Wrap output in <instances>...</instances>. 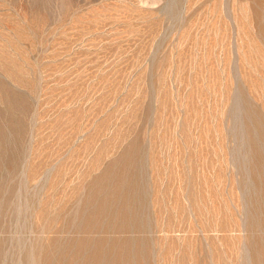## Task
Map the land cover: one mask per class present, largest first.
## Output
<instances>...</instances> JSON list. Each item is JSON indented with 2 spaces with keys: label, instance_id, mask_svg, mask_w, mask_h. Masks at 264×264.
Wrapping results in <instances>:
<instances>
[{
  "label": "rangeland",
  "instance_id": "rangeland-1",
  "mask_svg": "<svg viewBox=\"0 0 264 264\" xmlns=\"http://www.w3.org/2000/svg\"><path fill=\"white\" fill-rule=\"evenodd\" d=\"M66 263L264 264V0H0V264Z\"/></svg>",
  "mask_w": 264,
  "mask_h": 264
},
{
  "label": "bare ground",
  "instance_id": "bare-ground-1",
  "mask_svg": "<svg viewBox=\"0 0 264 264\" xmlns=\"http://www.w3.org/2000/svg\"><path fill=\"white\" fill-rule=\"evenodd\" d=\"M261 145H262V144H261ZM259 146H260V145H259ZM43 164H44V163H43ZM59 165H60V164H59ZM43 166H44V165H43ZM14 169H15V168H14ZM55 172H56V171H55ZM121 185H122V184H121ZM134 186H135V185H134ZM119 187H120V186H119ZM113 190H114V189H113ZM46 191H47V190H46ZM135 194H136V193H135ZM47 197H48V196H47ZM58 197H59V196H58ZM135 197H136V196H135ZM125 198H126V197H125ZM125 198H124V199H125ZM138 198H139V197H138ZM104 199H105V198H104ZM48 200H49V199H48ZM108 200H109V199H108ZM105 201H106V200H105ZM135 201H136V200H135ZM50 202H51V200H50ZM198 203H199V202H198ZM103 204H104V203H103ZM141 204H142V203H141ZM55 205H56V204H55ZM93 205H95V204H93ZM101 205H102V204H101ZM104 205H105V204H104ZM104 205H103V206H104ZM112 205H113V204H112ZM131 205H132V204H131ZM192 205H193V204H192ZM53 206H54V205H53ZM65 206H66V205H65ZM107 206H108V205H107ZM107 206H105V208H106ZM109 206H111V205H109ZM109 206H108V207H109ZM138 206H139V205H138ZM101 207H102V206H101ZM195 207H196V206H195ZM53 208H54V207H53ZM96 208H98V207H96ZM111 208H112V207H111ZM133 208H134V207H133ZM135 208H136V207H135ZM93 209H94V208H93ZM93 209H92V210H93ZM108 209H110V208H108ZM95 210H96V209H94V211H95ZM113 210H116V209H115V206H114V209H113ZM113 210H112V211H113ZM101 211H102V210H101ZM119 211H120V210H119ZM124 211H125V209H124ZM124 211H123V212H124ZM110 212H111V211H110ZM120 212H121V211H120ZM127 212H128V211H127ZM195 212H196V211H195ZM96 213H97V212H96ZM105 213H106V212H105ZM113 213H114V212H113ZM36 214H37V212H36ZM86 214H87V213H86ZM100 214H101V213H99V215H100ZM103 214H104V213H103ZM111 214H112V213H111ZM29 215H30V214H29ZM92 215H94V212L92 213ZM96 215H97V214H96ZM105 215H106V214H105ZM107 215H108V214H107ZM107 215H106V216H107ZM112 215H113V214H112ZM114 215H115V214H114ZM126 215H128V214H126ZM109 216H110V215H109ZM94 217L96 218V216H94ZM94 217H93V218H94ZM112 217H113V216H112ZM128 217H129V215H128ZM102 218H103V217H102ZM125 218H126V217H124L123 219L125 220ZM130 218H131V217H130ZM53 219H54V217H53ZM95 220H96V219H95ZM98 220H99V219H98ZM88 221H89V220H88ZM108 221H109V220H108ZM114 221H115V220H114ZM118 221H119V220H118ZM121 221H122V220H121ZM129 221H130V220H129ZM135 221H136V220H135ZM135 221H134V222H135ZM122 222H123V221H122ZM122 222H121V223H122ZM126 222H127V221H126ZM131 222H132V221H131ZM134 222H133V223H134ZM92 223H93V222H92ZM103 223H104V221H103ZM119 223H120V222H119ZM237 223H238V222H237ZM109 224H110V223H109ZM123 224H124V223H123ZM123 224H122V226H123ZM112 225H113V224H112ZM83 239H84V238H83ZM77 241H78V240H77ZM102 241H103V240H102ZM108 241H109V240H108ZM110 241H111V240H110ZM106 242H107V240H106ZM112 242H113V241H112ZM72 243L74 244V242H72ZM72 243H70V244H72ZM81 243H82V242H81ZM228 243H229V242H228ZM78 244H80V241H78ZM82 244L85 245L84 243H82ZM102 244H103V243H102ZM106 244H107V243H106ZM109 244L111 245V244H113V243H110V242H109ZM115 244H116V243H115ZM118 244H119V243H118ZM128 244H129V243H128ZM130 244H131V243H130ZM104 245H105V243H104ZM113 245H114V244H113ZM135 245H136V244H135ZM259 245H260V244H259ZM74 246H75V245H74ZM102 246H103V245H102ZM116 246H117V245H116ZM126 246H127V245H126ZM76 247H77V249H79V247H78L77 245H76ZM76 247H74V248H76ZM109 247H110V246H109ZM109 247L107 246L106 248H109ZM111 247H112V246H111ZM261 247H262V245H261ZM60 248H61V246H60ZM101 248H102V247H101ZM101 248H99V249H101ZM114 248H115V247H114ZM125 248L128 249V247H125ZM130 248H131V247H130ZM130 248H129V249H130ZM61 249H62V248H61ZM84 249H85V248H84ZM88 249H89V248L87 247V252H88ZM103 249H104V248H103ZM111 249H112V248H111ZM111 249H110V250H111ZM117 249H118V247L116 248V250H117ZM135 249H136V248H135ZM69 250H70V248H69ZM82 250H83V249H82ZM119 250H120V249H119ZM119 250H117V251H119ZM136 250H137V249H136ZM139 250H140V248H139ZM257 250H258V249H257ZM37 251H38V250H37ZM85 251H86V250H85ZM95 251H96V249H94V253H95ZM105 251H106V249H105ZM120 251H121V250H120ZM123 251H124V250H123ZM123 251H122V252H123ZM127 251H128V250H127ZM245 251H246V250H245ZM260 251H261V249L259 250V252H260ZM81 252H82V251H81ZM89 252H90V251H89ZM109 252H110V251H109ZM134 252H135V251H134ZM64 253H65V252H64ZM71 253H72V252H71ZM73 253H75V252H73ZM77 253H78V252H77ZM96 253H98V252H96ZM101 253H102V252H101ZM104 253H105V252H104ZM107 253H108V252H107ZM110 253H111V252H110ZM123 253H125V252H123ZM262 253H263V252H262ZM68 254H69V253H68ZM79 254H80V253H79ZM81 254H82V253H81ZM81 254H80V255H81ZM116 254H117V253H116ZM118 254L120 255L119 252H118ZM125 254H126V253H125ZM141 254H142V253H141ZM75 255H77V254H75ZM98 255H100V252H99ZM106 255H107V254H106ZM114 255H115V253H114ZM90 256H91V255H90ZM96 256H97V254H96ZM120 256H123V255H120ZM86 257H87V256H86ZM92 257H93V256H92ZM99 257H100V256H99ZM110 257H111V256H110ZM84 258H85V257H84ZM103 258H104V257H103ZM123 258H124V257H123ZM125 258H126V257H125ZM116 259H119V256H117ZM129 259H130V257H129ZM83 260H84V259H83ZM96 260H99V259H96ZM106 260H107V258H106ZM114 260H115V258H114ZM120 260H121V259H120ZM47 261H48V260H47ZM65 261H66V260H65ZM75 261H76V260H75ZM86 261H87V260H86ZM86 261L84 260V262H86ZM91 261H92V260H91ZM125 261H126V260H125ZM127 261H129V260H127ZM66 262H67V261H66ZM88 262H89V260H88ZM94 262H95V259H94ZM112 262H113V261H112ZM119 262H120V261H119ZM122 262H124V261H122ZM48 263H49V262H48ZM51 263H52V262H51ZM70 263H71V262H70ZM70 263H69V264H70ZM80 263H81V262H80ZM91 263H92V262H91ZM97 263H98V262H97ZM97 263H96V264H97ZM99 263H100V261H99ZM115 263H116V262H115ZM129 263H130V261H129ZM66 264H67V263H66ZM73 264H74V263H73ZM75 264H77V263H75ZM78 264H79V263H78ZM118 264H119V263H118ZM120 264H121V263H120ZM124 264H127V263H124ZM133 264H134V263H133ZM259 264H260V263H259Z\"/></svg>",
  "mask_w": 264,
  "mask_h": 264
}]
</instances>
